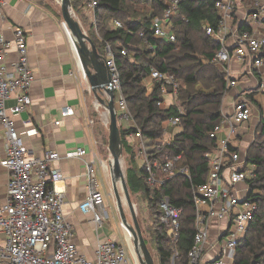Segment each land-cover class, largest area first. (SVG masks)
I'll return each mask as SVG.
<instances>
[{"label":"built area","instance_id":"1","mask_svg":"<svg viewBox=\"0 0 264 264\" xmlns=\"http://www.w3.org/2000/svg\"><path fill=\"white\" fill-rule=\"evenodd\" d=\"M154 1H164L165 9L160 18L151 22L152 37L175 43L172 18L186 0ZM5 4L6 0H0V18ZM96 6L93 1L88 9L93 11ZM213 8L217 16L216 26L204 25L203 29L219 45L211 64L224 74L225 96L238 88L239 80L233 64L248 63L256 72L257 84L245 92H236L232 111L226 113L221 110L219 124L208 134V138L215 142V149L206 155V182L194 190L195 236L187 253V264H233L238 246L257 211L256 203L248 195L249 183L256 177V168L247 161L246 152L240 150L238 142L253 139L256 126L253 125L251 130L249 126L254 114V96L264 95V0H214ZM61 26L68 37L64 24ZM113 26L122 28L117 20L113 21ZM13 43L15 60L10 61L11 44L0 34V125L5 140L2 165L9 175L7 201L0 208V264H131L126 249L117 239L98 243L92 260L79 254L71 225L63 215L62 194L54 187L55 182L61 179L60 170L55 166L59 155L47 152L43 157H29L23 137L36 132L19 131L15 126L14 117L31 105L30 89L34 77L23 29L14 30ZM148 48L154 50L151 45ZM104 52L110 80L108 86L114 94L118 122H127L129 126L125 130H128L133 128L132 117L122 93L115 54L108 44ZM119 54L128 58L127 48L120 46ZM142 85L148 95L159 86L162 100L156 103L157 107L177 109V115L164 122V134L169 128L179 129L183 116L177 103L180 83L174 76L150 68L149 78ZM8 102H13V106L7 107ZM66 111L70 112L69 109ZM125 141L135 154L137 167L144 170L149 188H161L178 176L190 178L188 169L178 167L182 155H163L161 160L154 158L149 154L139 130L127 135ZM171 141H155L156 153ZM69 157L80 159L85 168L87 194L78 210L83 215H90L91 222L99 229L108 218L97 169V164L103 166L104 162L95 154L88 158L82 148H76ZM158 212L159 222L169 238L173 253L171 264H174L182 209L175 208L164 196L159 201ZM121 228L123 230L122 224Z\"/></svg>","mask_w":264,"mask_h":264},{"label":"trees","instance_id":"2","mask_svg":"<svg viewBox=\"0 0 264 264\" xmlns=\"http://www.w3.org/2000/svg\"><path fill=\"white\" fill-rule=\"evenodd\" d=\"M76 12L88 8L93 1L94 23L89 25L88 36L100 53L108 44L115 54L120 72L122 93L132 117L128 130L119 129L122 149L129 154L130 168L126 183L131 194L138 197L147 209L149 238L154 245L158 264H171L173 253L165 228L159 222L158 204L167 196L171 204L182 209L177 258L174 264H187V253L195 236L194 190L204 184L208 176L206 155L215 149L208 134L219 124L225 95L224 74L211 64L219 45L205 34L204 25L216 26L214 0H186L172 18L175 43L155 40L151 22L160 18L165 2L154 0H70ZM150 8V10H147ZM117 20L122 28H115ZM142 35V37H140ZM201 43L198 47L197 43ZM148 45L154 47L151 51ZM125 46L128 58L119 54ZM264 57V56H263ZM150 68L168 73L180 83L177 103L183 112L179 131L170 145L156 153L154 142L161 140L164 122L177 115L175 107L159 108L162 100L159 86L146 93L141 85L149 78ZM139 130L150 155L159 160L163 155H182L178 164L188 169L190 178L178 176L165 186L151 189L146 175L135 163V154L125 141L127 135ZM253 143L246 152L247 161L256 168V177L249 183V198L257 211L244 240L239 244L233 264H264V118L255 128ZM231 151H235L231 149Z\"/></svg>","mask_w":264,"mask_h":264},{"label":"crops","instance_id":"3","mask_svg":"<svg viewBox=\"0 0 264 264\" xmlns=\"http://www.w3.org/2000/svg\"><path fill=\"white\" fill-rule=\"evenodd\" d=\"M58 15L49 0H6L3 17L0 18V34L11 44L8 56L9 60L13 61V32L16 28H21L26 33L28 61L34 81L30 89L31 105L19 116L14 117L15 126L19 131L36 132L35 135L23 137L29 157H43L47 152H56L59 155L55 166L60 170L61 179L55 182L54 187L62 194L63 215L71 225L79 254L92 260L98 243L107 239H120L108 219L97 229L91 222L90 215L79 212L78 205L87 194L85 168L80 159L69 157V154L76 148H82L88 158L95 154L104 160L100 153L103 137L98 133L101 129L97 119L103 124L106 121L107 125L108 115L92 93L61 26L62 17L60 20ZM82 15L89 30V25L94 23L93 11L85 8ZM98 53L105 57V52ZM232 68L239 81L237 90L227 96L229 100L224 108L226 113L232 111L236 92H245L257 84L256 72L251 70L248 63L233 64ZM106 99L107 97L101 94V100ZM11 106L13 102H8L7 107ZM254 106L250 130L264 117V95L254 96ZM249 142L247 139H244V143L238 142L240 150ZM4 144V130L0 125V208L7 201L9 179L8 172L2 165L5 158ZM129 149L131 150L130 147ZM97 169L98 178L101 173L105 180L104 167L98 163Z\"/></svg>","mask_w":264,"mask_h":264},{"label":"water","instance_id":"4","mask_svg":"<svg viewBox=\"0 0 264 264\" xmlns=\"http://www.w3.org/2000/svg\"><path fill=\"white\" fill-rule=\"evenodd\" d=\"M60 13L62 23L65 24L70 35L75 39L77 48V56L82 66L83 73L91 88L92 93L98 98L99 102L104 106L108 115V152L113 161L114 171L120 176L123 194L128 206L132 224H128L129 232L132 236V243L135 247V253L141 264H154L152 256L143 239L140 226L136 217V209L130 199L129 190L126 183V176H123L120 162L124 163L122 158V143L120 130L118 127V117L115 112L114 94L109 89V75L105 66V57L100 55L92 43L87 33L77 20L71 6L70 0H60ZM101 94L107 99L101 100ZM109 167H112L110 161ZM112 169L109 170V172ZM120 216V215H119ZM120 216V221H121ZM122 224V221H121Z\"/></svg>","mask_w":264,"mask_h":264},{"label":"rangeland","instance_id":"5","mask_svg":"<svg viewBox=\"0 0 264 264\" xmlns=\"http://www.w3.org/2000/svg\"><path fill=\"white\" fill-rule=\"evenodd\" d=\"M59 1L60 0H49L50 4L57 10V12L59 14L58 17L61 20ZM72 10H73L77 20L80 22L82 28L84 29L85 32L87 31L86 33L88 34L87 24L83 18L82 11L78 10V12H76L74 9H72ZM147 10H150V8H147ZM200 44L201 43L199 42L196 44V46L198 47ZM227 100H229V99L224 95L223 105H222L221 110H224ZM105 123H106V121H105ZM105 123L103 124L100 120L97 119V124H98L99 128L101 129L98 133L99 134L101 133V137H103V140H102L103 143L100 145L101 146L100 147V153H101V156L104 158V160H102L101 158L100 159L104 162L105 166L103 165V167H104V173H105V177H106V179H105L106 182H105V180L102 177V174L100 173L101 177L99 176L100 178L98 179L100 182V185H101L100 192L103 196V202H104L105 210H106V213L108 215V218H107L108 222L114 228L115 232L118 235V238L120 239V243L126 249L128 257L130 259V263L131 264H141L138 260L136 253H135V247H134L132 241L129 239L128 235L125 236V233L121 228L120 216H119V213H118L116 206H115L114 195H113V191L111 188V182H110L109 172H108V167H107V164L110 165L111 157H110V154L108 152V126ZM127 126H128L127 122H123V121H121L120 123L118 122L119 129L126 128ZM178 131H179L178 128H169L165 134L163 133L161 141L162 142H165V141L169 142L170 140H172L171 136L173 134L177 133ZM253 138H254V136H253ZM250 141L251 142L246 144V147L244 149H242V152H247V150L250 148L251 144L253 143L252 142L253 139ZM122 158L124 160V163H123L124 167H123L122 173H123V176L124 177L126 176V178H127V170H128V168H130L129 154H126L123 151ZM114 175H115V178H116V176H118V174L115 171H114ZM119 181L121 182L120 176H119ZM115 184H116V189H117L116 179H115ZM118 193L121 196V205L124 209V213L126 214V216L128 218V222L130 224H132L131 218H130V213L128 210V206L126 204V200H125V197L123 194V190L122 191L118 190ZM129 194H130L131 202H132V204H134L135 209H136V217H137V220H138V223L140 226V230H141L143 239H144V241L147 245V248H148V250L152 256L154 264H158V258L156 256L154 245L152 244V242L149 238L147 209L143 208L144 205L138 197L131 194L130 192H129Z\"/></svg>","mask_w":264,"mask_h":264},{"label":"bare ground","instance_id":"6","mask_svg":"<svg viewBox=\"0 0 264 264\" xmlns=\"http://www.w3.org/2000/svg\"><path fill=\"white\" fill-rule=\"evenodd\" d=\"M64 29L68 35V40L71 44V47L73 49V52H74V55L76 56V58L78 59L79 61V58L77 56V48L75 46V39L70 35L69 31L67 30L65 24H64ZM80 63V61H79ZM81 65V63H80ZM82 67V66H81ZM112 162V167H109V165L107 164V167H108V172L110 169H112L110 172H109V178H110V182H111V188H112V191H113V195H114V201H115V206H116V209L119 213V215L121 216V221H122V227H123V230H124V233H125V236L128 235L129 236V239L132 241V236L129 232V227H128V224H130L128 222V218L126 216V214L124 213V209L121 205V196L120 194L118 193V190L119 191H122V185H121V182L119 181V176H116L115 178V175H114V167H113V161L111 160ZM120 167L121 169L123 170V162H120ZM115 179L117 181V189H116V184H115ZM128 223V224H127Z\"/></svg>","mask_w":264,"mask_h":264}]
</instances>
